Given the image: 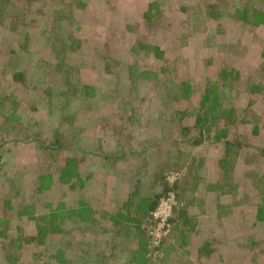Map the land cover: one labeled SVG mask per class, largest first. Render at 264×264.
<instances>
[{
  "label": "rangeland",
  "instance_id": "1",
  "mask_svg": "<svg viewBox=\"0 0 264 264\" xmlns=\"http://www.w3.org/2000/svg\"><path fill=\"white\" fill-rule=\"evenodd\" d=\"M250 2L0 0V29L20 52L0 37V264H264V221L256 219L264 206V23L233 14ZM141 42L160 46L165 60L134 53ZM232 64L241 83L226 85L222 100L246 115L230 134L237 145L224 169V145L183 140L177 112L193 122L203 89L221 84ZM163 65L171 70L161 74ZM14 68L25 82L14 81ZM185 80L194 93L178 100ZM85 83L99 90L80 103ZM254 83L261 92L251 94ZM68 153L84 158L92 185L60 181ZM45 217L47 244L27 242ZM114 247H122L116 263Z\"/></svg>",
  "mask_w": 264,
  "mask_h": 264
},
{
  "label": "trees",
  "instance_id": "2",
  "mask_svg": "<svg viewBox=\"0 0 264 264\" xmlns=\"http://www.w3.org/2000/svg\"><path fill=\"white\" fill-rule=\"evenodd\" d=\"M216 1L219 4L222 3L223 1L228 3V0H216ZM261 1H264V0H251V2L247 6L243 8H237L236 12H234L233 14L243 21H247L249 23L252 22L254 25L260 26L264 23V9L259 6V4H261ZM155 6H157V3L155 2L149 4L147 12H145V16L147 18H151V16H153ZM216 6L218 5L213 4L212 9H215ZM0 31L3 32L2 29H0ZM7 32H8L7 30H6V33L3 32V34H5L6 36H0V37H5L6 39L7 36H9ZM9 37L10 38L12 37V38L10 39V42H9L10 44L6 45V47L7 48L9 46H12V48L14 47L13 49L9 50L10 51L9 53H12L14 55L16 54L20 55L18 46L16 44L17 41H16L15 36H9ZM5 44L7 43L3 42V45ZM139 47H140V50L133 48L134 53H137L139 51H142V53H145V54L153 53L157 59H160L163 61L165 60L164 51L162 50L160 46L154 45L151 43L141 42L139 43ZM1 52H2V48L0 46V53ZM106 70L109 71V65H107V68H105V73H106ZM170 70L171 68L169 66L163 65L161 68V74L165 72H169ZM11 71L13 72L14 81L25 82L26 80L24 77L25 71H19V70H16V68H14ZM220 79H221L220 81H222L221 84L212 83L211 85L203 89L202 93L199 96L200 106L198 108V111H196V116L193 122L189 123L186 120L188 117V114H186V112H182V110H180L177 113L180 114L178 120L182 124V133L183 135L186 136L182 138L183 140L188 139L187 142H189L190 144L199 146V145H202L204 142H206L208 139H212L213 142L222 143L224 145L225 155L219 161L221 162L222 167L224 169H227L229 167V162L226 161V157L232 154L233 148L235 147V145H237V143L231 140L230 134L232 130L238 126V123H239L238 119L240 115L245 117L246 112H243L242 110V112L238 115L237 108L235 107V105L228 104V102L226 101L224 102L222 100L223 94L224 92H226L227 87H232L234 84L233 83L234 81L237 82L238 84L241 83V73L239 72L238 69H236V66L232 64L230 67L222 70ZM251 85H252L250 87L251 94H257L261 92L263 89L262 85L260 84L254 83ZM98 90L99 89L96 87L95 84L85 83L83 84V86L77 89L76 92H78V94L76 95V97L78 99L74 98V100H78L81 103V101H87L88 99H93L96 96V93L98 92ZM179 90L180 91L178 94L179 95L178 100H181V99L185 101L189 100L191 97V94L194 93V87H192V84L190 83L189 80H185L184 82H182ZM15 103L17 104V102L15 101L12 102V104H15ZM0 105H3L1 101H0ZM67 110H69V108L65 107L64 111L66 112ZM79 112H83V110L81 109L79 110ZM83 113L88 114L87 111ZM90 113L91 111L89 112V115L91 116ZM76 122L78 121L73 119L72 121L73 125L78 126ZM253 131L258 133L259 125L254 126ZM29 136L35 139L37 138L36 135L29 134ZM179 142L180 141L175 139L174 141L170 143V145L172 148L177 147L179 145ZM4 144L5 143H0V160H2L5 155L3 151L1 150L3 148L2 145ZM52 144H53L52 147L47 146L46 148L52 150L58 145L62 144V142L61 140H56V141H53ZM59 148L61 149V146H59ZM179 152L181 155L185 153L182 150H180ZM62 165L63 166H61V171H60L61 173H60L59 179L63 184L67 183L71 187H75L77 184V181L75 184V182L73 183L72 180L73 179L76 180L77 178H80L79 187L81 189L92 185L90 182V179L94 177L93 176L94 174L90 172V174L86 175L87 171L84 168V165H85L84 158L81 159L76 155L68 153L64 157V161ZM196 171L197 170L195 169L194 172ZM84 176H86L85 179H83ZM186 179L189 180V177H187ZM191 180H194V182L196 180L198 184L197 173H193V179L191 178ZM160 199H161L160 195H156L151 200L149 209L155 210L159 204ZM184 212H185L184 210L183 211L181 210V212L179 213V217L183 219L182 223L185 224L184 226L189 225L190 228L188 226L187 227L190 230H192L195 224L192 223V221L189 218H186L187 215ZM102 217H105L110 221L112 220L114 223L115 217L112 213L103 212ZM44 219L45 220H43L41 224L37 223V232L35 231L36 234L34 233L33 235H30L28 238H26L27 242L36 241L37 243L47 244L48 242L47 237H48V233L50 232V228H49V225L46 224L47 223L46 217ZM256 219H258L259 221H264V206L260 205L257 208ZM0 221L4 222V220H0ZM70 221L73 222V218H71ZM105 242L107 243V240ZM114 248H113L114 252L111 255L112 256L111 260L113 261V263H116L119 260L120 255H122L121 253L122 247H114Z\"/></svg>",
  "mask_w": 264,
  "mask_h": 264
},
{
  "label": "built area",
  "instance_id": "3",
  "mask_svg": "<svg viewBox=\"0 0 264 264\" xmlns=\"http://www.w3.org/2000/svg\"><path fill=\"white\" fill-rule=\"evenodd\" d=\"M152 234H153L156 238L160 237V234H159V233L152 232Z\"/></svg>",
  "mask_w": 264,
  "mask_h": 264
}]
</instances>
